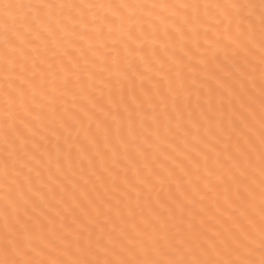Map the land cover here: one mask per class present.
<instances>
[{"label":"snow or ice","instance_id":"6c2138e0","mask_svg":"<svg viewBox=\"0 0 264 264\" xmlns=\"http://www.w3.org/2000/svg\"><path fill=\"white\" fill-rule=\"evenodd\" d=\"M0 264H264V0H0Z\"/></svg>","mask_w":264,"mask_h":264}]
</instances>
